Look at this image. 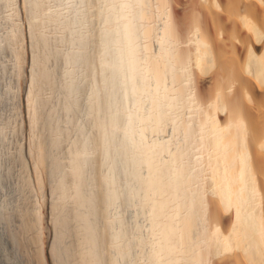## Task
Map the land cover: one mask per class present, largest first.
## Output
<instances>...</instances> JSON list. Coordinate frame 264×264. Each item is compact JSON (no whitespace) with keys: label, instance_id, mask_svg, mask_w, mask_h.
Instances as JSON below:
<instances>
[{"label":"bare ground","instance_id":"6f19581e","mask_svg":"<svg viewBox=\"0 0 264 264\" xmlns=\"http://www.w3.org/2000/svg\"><path fill=\"white\" fill-rule=\"evenodd\" d=\"M0 69V264H264V0H0Z\"/></svg>","mask_w":264,"mask_h":264},{"label":"rangeland","instance_id":"374dc122","mask_svg":"<svg viewBox=\"0 0 264 264\" xmlns=\"http://www.w3.org/2000/svg\"><path fill=\"white\" fill-rule=\"evenodd\" d=\"M14 77H15V74L13 73V70H10V71H4V70H2V69H0V125H1V123H3V121H6L7 119H9L10 118V121H11V117L13 116V112H14V109H13V106H14V101H13V98H12V95H11V93L7 90V87L9 86V84L10 83H14ZM12 132H14V133H12ZM11 133L13 134H10L11 135V137H12V140H13V142H14V139H15V135H16V137H17V134H16V132L15 131H11ZM15 141H16V139H15ZM13 142H12V147H13V150H14V148L16 147V142H14V144H13ZM14 145H15V147H14ZM2 146L3 147H1V144H0V154L2 153H4V151H5V154H3V156H1V158H2V161L3 162H5L6 163V161H4V159L6 158H8L7 160H9L10 161V150H12V148L10 149V147L8 148V146L6 145L5 146V144H2ZM11 146V145H10ZM4 148V149H3ZM7 148H8V153H7V157L5 156L6 155V150H7ZM3 150V152H2V150ZM9 154V155H8ZM5 156V157H4ZM1 158H0V162H1ZM9 161H7L8 162V164H10V165H7V164H5V163H3V164H1L0 166L1 167H3L4 166V168H5V166L7 165V167L9 166H11V163H9ZM7 167L5 168V169H7ZM8 167V168H9ZM0 171H3V168H2V170H0ZM10 176V175H9ZM11 177H14L15 178V176L13 175V176H11ZM10 177V181H12L14 178H11ZM4 178V177H3ZM5 179V185H6V179H7V182H8V177H6V178H4ZM12 179V180H11ZM15 180V179H14ZM13 180V181H14ZM1 181V180H0ZM4 182H2V184H4ZM8 183H10V182H8ZM7 183V185L5 186V187H7L6 189H7V191H6V189L4 188V186L2 185L1 186V189H5V191H4V189L3 190H1V192H0V197L2 196H4L5 194L3 193V192H10V191H8V187H10V186H12V184L14 183V182H11V184H8ZM1 184V183H0ZM13 187V186H12ZM11 187V188H12ZM10 190H12V189H10ZM3 194V195H2Z\"/></svg>","mask_w":264,"mask_h":264}]
</instances>
